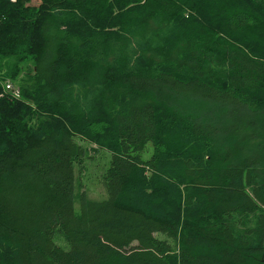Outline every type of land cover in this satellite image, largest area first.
<instances>
[{"label": "trees", "instance_id": "1", "mask_svg": "<svg viewBox=\"0 0 264 264\" xmlns=\"http://www.w3.org/2000/svg\"><path fill=\"white\" fill-rule=\"evenodd\" d=\"M33 1L0 0V264L264 260V0Z\"/></svg>", "mask_w": 264, "mask_h": 264}, {"label": "rangeland", "instance_id": "2", "mask_svg": "<svg viewBox=\"0 0 264 264\" xmlns=\"http://www.w3.org/2000/svg\"><path fill=\"white\" fill-rule=\"evenodd\" d=\"M15 1V0H11ZM41 0H34L33 5L39 6ZM24 69H29L33 66V61L25 62L20 65ZM3 63H0V75L4 74ZM25 72L21 73L20 77L16 81L5 80L4 94H10L13 98H20V88L25 83ZM78 142L84 146L87 150V159L85 161V169L83 172L77 171V194H76V213L81 214V206L79 196L82 192H86L89 199L94 201H102L107 198V192L103 184V176L110 166L111 155L108 151L99 148L95 144H91L81 138H78ZM149 153L145 155V158H149ZM252 264H264V260L257 258Z\"/></svg>", "mask_w": 264, "mask_h": 264}]
</instances>
